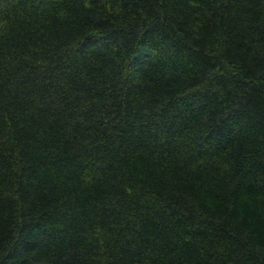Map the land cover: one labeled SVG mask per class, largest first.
<instances>
[{"label": "trees", "instance_id": "obj_1", "mask_svg": "<svg viewBox=\"0 0 264 264\" xmlns=\"http://www.w3.org/2000/svg\"><path fill=\"white\" fill-rule=\"evenodd\" d=\"M0 264H264V0H0Z\"/></svg>", "mask_w": 264, "mask_h": 264}]
</instances>
